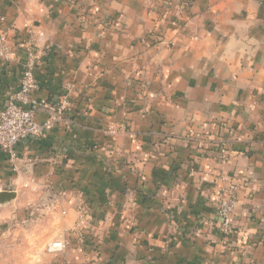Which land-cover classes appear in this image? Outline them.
Masks as SVG:
<instances>
[{"label": "crops", "instance_id": "1", "mask_svg": "<svg viewBox=\"0 0 264 264\" xmlns=\"http://www.w3.org/2000/svg\"><path fill=\"white\" fill-rule=\"evenodd\" d=\"M0 30L13 53L0 60V109L25 40L38 58L36 122L62 98L74 107L69 125L18 144L16 161L0 152V191L16 195L0 205V264L264 259V0H0ZM121 123L134 139L104 135ZM220 177L238 185L227 237ZM37 207L47 216L30 223L23 211ZM54 242L64 248L48 251Z\"/></svg>", "mask_w": 264, "mask_h": 264}, {"label": "built area", "instance_id": "2", "mask_svg": "<svg viewBox=\"0 0 264 264\" xmlns=\"http://www.w3.org/2000/svg\"><path fill=\"white\" fill-rule=\"evenodd\" d=\"M9 41L8 31L0 30V60L3 62H9L13 56ZM22 44L26 59L17 90L8 98L3 108L0 109V152L5 153L11 163L17 159L15 147L18 144L28 138L43 137V134L51 125L50 120L41 125L36 122L38 107H44V104L39 105L34 99V94L38 90L35 78L38 58L33 50L31 41L25 40ZM69 108L68 98L65 97L59 101L57 112L60 114L69 110ZM187 137L192 139L196 135L189 133ZM198 138L193 139L196 140ZM217 158L220 163L226 161L227 158L223 149L220 150ZM221 193H223V197L218 198L215 205V211L220 221L218 230L221 236H228L232 231L230 216L237 204L236 190L233 187H229L222 189ZM63 248L64 245L61 242H54L48 246L49 251H61Z\"/></svg>", "mask_w": 264, "mask_h": 264}, {"label": "rangeland", "instance_id": "3", "mask_svg": "<svg viewBox=\"0 0 264 264\" xmlns=\"http://www.w3.org/2000/svg\"><path fill=\"white\" fill-rule=\"evenodd\" d=\"M69 101V100H68ZM69 104H70V108H69V110H67V111H65V112H63V113H58L57 112V110H56V112L54 113V111L55 110H53L51 113H50V115L48 116V120H50L51 122H52V124H65V125H69L72 121H74L73 119H72V112H73V108H71V103L69 102ZM86 111H88V109L84 106V107H82L81 109H80V112H81V114H83V115H85L86 114ZM56 115V116H55ZM52 126V125H51ZM104 132V131H103ZM47 133V132H46ZM46 133H44L43 134V136L46 134ZM107 135V136H113V137H120V136H128L130 139H134L135 138V134L134 133H132L131 131H128L127 130V128L125 127V124L123 123H121V124H119L118 126H117V128L115 127V128H113V129H107L105 132H104V135ZM192 138H198V136H196V137H192ZM189 139H191V138H189ZM200 138H198V139H194V143L196 144V143H198V144H201V145H199V146H196V148H197V150H204L205 148L203 147V145H202V143L201 142H203V140L202 139H200ZM195 141H197V142H195ZM216 143H217V145H218V143H219V141L217 142H215L214 143V146L216 145ZM222 143L224 144V146H226L227 145V141H222ZM197 144V145H198ZM151 145V144H150ZM150 145H148V147H142L143 148V151H142V153H144V154H148V155H158V157H160V160H163V159H165L166 157H167V155L168 154H166L167 153V151H168V153H170V151H169V149H167L166 151H164V150H161L160 149V147L159 148H157V149H154L155 147L153 146H150ZM152 148H153V150H154V152H152L153 150H152ZM110 149H112V148H110ZM108 147H107V149L106 150H108L109 152V156H116L117 154H118V152L116 151V150H110ZM158 149H160V151H157ZM165 149V148H164ZM207 151V150H206ZM104 155H106V154H104ZM119 156H121V154H119ZM118 156V157H119ZM115 159V161H117L116 160V158H114ZM214 159H215V157H214ZM216 160V162H217V164H219L220 166H222V165H224L225 163H220L219 161H218V159H215ZM110 164H112V161H110ZM113 164H114V162H113ZM116 166V168H122L123 167V164H118V165H115ZM125 166H127V165H125ZM108 169H109V171L110 172H112L113 170H114V167H111V166H108ZM223 178V177H222ZM221 177H220V180L222 179ZM221 183H225L227 186H226V188L225 187H223L222 189H227V188H229V187H233L235 190H236V193H237V188H238V185L236 184V183H234L232 180L230 181V180H223L222 179V182ZM222 189H220V191L218 192V195H217V198H222L223 197V193H221V190ZM126 191H123V193L125 194V196H126V193H125ZM54 195L51 193V192H48L47 191V193H45V195H44V198L42 199V203L45 201L48 205H49V207L52 205V202L54 201L53 199H54V197H53ZM237 196V195H236ZM237 199V198H236ZM40 202H41V200H40ZM46 207H44V208H42L41 207V209H45ZM24 214H25V216H26V218H28V220L30 221V223H36V222H38V219L39 220H43V218H45L47 215L44 213V211L42 212V211H39V207H37V208H35V209H32V208H29V209H25L24 211ZM6 220L7 218L5 217V218H2V219H0V221L1 220ZM32 220V221H31ZM2 226L0 225V228H1ZM233 230L231 231V233L230 234H233ZM0 234H1V232H0ZM229 234V235H230ZM228 235V236H229ZM224 237H227V236H224ZM261 237V236H260ZM249 244H251V246L253 247V241L251 242H249ZM171 244H170V242L169 241H167L165 244H164V246H163V250H165V251H169L170 249H171ZM48 250V249H47ZM49 251V250H48ZM243 255V254H242ZM243 257V256H242ZM244 257L246 258V260H247V264H262L263 263V261H264V259H263V257H261L259 260L258 259H255V258H253L249 253H245L244 254ZM245 263V264H246ZM238 264H240L239 262H238Z\"/></svg>", "mask_w": 264, "mask_h": 264}, {"label": "water", "instance_id": "4", "mask_svg": "<svg viewBox=\"0 0 264 264\" xmlns=\"http://www.w3.org/2000/svg\"><path fill=\"white\" fill-rule=\"evenodd\" d=\"M16 195L13 192L0 191V205L10 203L15 199Z\"/></svg>", "mask_w": 264, "mask_h": 264}, {"label": "trees", "instance_id": "5", "mask_svg": "<svg viewBox=\"0 0 264 264\" xmlns=\"http://www.w3.org/2000/svg\"><path fill=\"white\" fill-rule=\"evenodd\" d=\"M219 151V150H218ZM218 151H217V153H218Z\"/></svg>", "mask_w": 264, "mask_h": 264}]
</instances>
